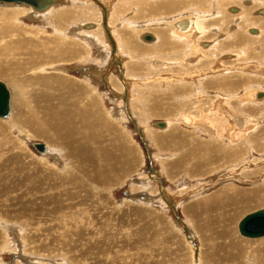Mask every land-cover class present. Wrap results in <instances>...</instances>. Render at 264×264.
Returning a JSON list of instances; mask_svg holds the SVG:
<instances>
[{
  "label": "rangeland",
  "instance_id": "374dc122",
  "mask_svg": "<svg viewBox=\"0 0 264 264\" xmlns=\"http://www.w3.org/2000/svg\"><path fill=\"white\" fill-rule=\"evenodd\" d=\"M112 1L121 66L91 0L0 2V264H198L196 246L199 264H259L246 242L264 236L237 224L264 209V100L242 99L264 90V0ZM183 17L204 19L198 36L175 30Z\"/></svg>",
  "mask_w": 264,
  "mask_h": 264
},
{
  "label": "bare ground",
  "instance_id": "6f19581e",
  "mask_svg": "<svg viewBox=\"0 0 264 264\" xmlns=\"http://www.w3.org/2000/svg\"><path fill=\"white\" fill-rule=\"evenodd\" d=\"M38 2H40L41 3V7H35V6H33V5H31V4H29V3H25V2H19V1H16V2H2V1H0L1 3H22V4H26V5H29L32 9H34V10H36V11H41V10H44V9H46L48 6H49V4L50 3H53L54 2V0H51V2L49 3V4H44V2H43V0H37ZM56 1V0H55ZM93 3H95L99 8H100V10H101V12H100V23H99V25H100V27H102V30L100 31L101 33H102V35L104 34L105 35V37L108 39V41H109V43H110V55H111V57H116L117 56V58H119L118 57V55H116L115 53H116V50H117V42H116V40H115V37H114V35H113V30L111 31V29L112 28H110L111 26H109V24H110V17L112 16V12H111V10H112V4H113V1L112 0H91ZM172 5V4H171ZM30 7H28L27 6V8H30ZM232 9H234V8H232ZM231 9V10H232ZM99 11V10H98ZM251 13V12H250ZM259 13L261 14V13H264V10L263 9H260V11H259ZM62 15H64V14H62ZM66 15H68L67 13H66ZM66 17V16H65ZM179 19H177L176 21H174L173 22V25H174V28H175V30L177 31V32H180V33H184V32H187L186 33V35H193V36H191L192 38H194L195 36H198V33L200 34V32H198V31H200V30H202L204 27H205V25H204V23H203V25H201V22L204 20V19H202V20H199V17H196L195 19H190V18H186V17H183L182 19L180 18V20L178 21ZM93 23V22H92ZM93 25V24H92ZM98 25V26H99ZM82 26V25H81ZM94 26V25H93ZM96 26H97V24H96ZM140 26V25H139ZM214 30V29H213ZM257 30V29H256ZM103 31V32H102ZM216 31V30H215ZM217 32V31H216ZM257 32V31H256ZM255 32V33H256ZM259 32V31H258ZM145 33L146 32H141V34H140V38H141V35H145ZM174 33H176V32H174ZM250 33H253L252 31H251V29H250ZM254 33V34H255ZM143 35V36H144ZM116 36V35H115ZM143 36H142V39L143 40H145L144 38H143ZM151 37H152V39L150 40V41H156L157 40V37L155 36H152V35H150ZM243 37V36H242ZM161 38V39H160ZM159 39H160V42H156V44L157 45H155L156 47L157 46H159V45H162L163 43H165V41H163V37H160ZM178 38H181V37H178ZM190 38V37H189ZM196 39V38H195ZM239 39V38H238ZM106 41V40H105ZM145 41H148V40H145ZM178 43V42H177ZM144 44H148V43H144ZM226 44V43H225ZM181 45V44H180ZM203 45H205V46H207L206 44H203ZM109 46V45H108ZM194 48V47H193ZM197 48V47H196ZM195 49V48H194ZM246 49V48H245ZM147 50H151L150 48L149 49H147ZM152 51V50H151ZM217 52V51H216ZM124 54V53H123ZM125 55V54H124ZM194 57V56H193ZM191 58V59H189V61L190 62H194V58ZM121 58V57H120ZM119 58V60H118V65L119 66H121L122 65V63H121V59ZM125 58V57H124ZM123 59V58H122ZM196 62V61H195ZM152 63L154 64V66H158L159 65V67H160V65H163V66H169V64H170V61H166V60H162V61H159V60H155L154 61V59L152 60ZM178 70V69H177ZM197 70V69H196ZM185 73V72H184ZM183 73V74H184ZM189 75V74H188ZM195 76H197L196 78H195ZM200 72H198V73H193V74H191V76L189 77V78H195L194 79V82L196 81L197 82V79H199L200 78ZM169 78V77H168ZM167 77H161L160 79H162V80H170V79H168ZM183 78V77H182ZM119 79H120V81H121V84L123 85V88H124V92H125V98H123L125 101L124 102H126V104H127V99H128V97H130V95H129V88L127 87V85L124 83V81H123V79H122V77L120 76L119 77ZM153 79V78H152ZM174 80H176V79H174ZM190 80V79H189ZM209 80V79H208ZM195 82V83H196ZM237 82H239V81H237ZM3 83V82H2ZM5 84V83H4ZM164 84V83H163ZM213 84V83H212ZM204 85V84H203ZM207 85H209V83H207ZM217 85V84H216ZM227 85L228 86H230V87H233L234 86V83L233 82H231V81H228V83H227ZM6 86V85H5ZM194 87H196V85L194 84L193 85ZM206 86V85H205ZM243 86V85H242ZM206 87H208V86H206ZM236 87V86H235ZM189 88H191V87H189ZM197 88V87H196ZM6 89L8 90V92H9V89L7 88V86H6ZM198 89V88H197ZM192 90L193 91V94L194 93H197L198 92V90ZM216 89V88H215ZM236 89V88H235ZM182 90V89H181ZM184 90V89H183ZM188 90V89H187ZM231 91V89H228V91ZM232 90H234V89H232ZM261 91V92H260ZM180 92V91H179ZM240 92V91H239ZM123 93V92H122ZM186 92L184 91V92H182L181 94L180 93H178V94H180V95H183V96H185L186 94H185ZM199 94V93H198ZM168 96V95H167ZM208 97V101H211L212 103H213V105H214V107L216 108V107H218L219 106V109L218 110H220L221 112H222V110H223V112L222 113H225L229 118H230V120H231V125L233 126V127H235V128H242L243 126H245V117L244 116H242V115H240V114H238V113H235V112H233V111H231V110H224L223 108L224 107H222L221 106V104H220V99H219V97H217V96H213V95H208L207 96ZM189 98V97H188ZM9 99H10V93H9ZM183 99V98H182ZM242 99H249V100H251V101H262V100H264V90H260V89H251L250 91H248L246 94H244V96H243V98ZM190 100H191V98H190ZM240 100V99H239ZM248 100V101H249ZM194 103H195V101H194ZM224 104H225V102H223ZM196 104V103H195ZM203 104V103H202ZM217 105V106H216ZM126 107H127V105H125ZM182 106V105H181ZM9 107V106H8ZM211 107V106H210ZM10 108V107H9ZM9 108H8V113H7V115L6 116H0V118H6L8 115H9ZM174 108H176V107H174ZM226 108V107H225ZM229 108V107H228ZM186 109V108H185ZM192 110H193V108H192ZM199 110V109H198ZM196 111V110H195ZM199 112V111H198ZM217 112V111H216ZM220 112V113H221ZM126 113H127V111H126ZM210 113V112H209ZM256 114V113H255ZM194 115V114H193ZM190 116L189 115V113H186V112H183V115H180L179 116V118H178V121H180L181 120V122H183V124H185V125H197V123H195L194 122V118L196 117V116ZM219 115V114H218ZM223 115L221 114L220 115V119H221V117H222ZM212 117H213V115H212ZM211 117V118H212ZM216 117V116H215ZM217 118H219V117H217ZM216 118V119H217ZM198 118H196V120H197ZM219 119V120H220ZM228 119V118H227ZM248 119V118H247ZM256 119V118H255ZM219 120L217 121V122H219ZM222 120V119H221ZM224 120V119H223ZM254 121V120H253ZM211 122V121H210ZM262 122H264V120L263 119H261V123ZM154 123V126H155V122H153ZM219 123H221V122H219ZM224 123V122H223ZM228 123V122H227ZM248 123V122H247ZM152 124V123H151ZM189 125V126H190ZM200 125L202 126V131L203 132H207L208 134H212L213 135V130L210 128V127H208V125L206 126V125H204V124H201L200 123ZM248 125H250V124H248ZM157 126H160V127H164L165 126V124H164V122L163 123H158L157 124ZM199 127V126H198ZM228 127V126H227ZM247 127V126H246ZM136 128H137V126H136ZM193 128H195V127H193ZM247 129V128H246ZM253 129V128H252ZM226 129L224 128V127H221L220 128V132L221 131H225ZM237 130V129H236ZM242 130H243V128H242ZM241 130V131H242ZM137 131H138V133L140 134V135H142V133H143V130L141 131V129L138 127L137 128ZM239 131H240V129H239ZM217 132V131H216ZM227 133V132H226ZM237 133H238V130H237ZM211 135V136H212ZM216 136H218V134H216ZM221 136V135H220ZM229 136V135H228ZM158 137V136H157ZM227 137V136H226ZM157 140V139H156ZM37 144H43V143H33V146H35L36 147V145ZM43 146H44V149L43 150H37V151H39V152H41L42 154H44V151L46 150V147H45V145L43 144ZM34 147V148H35ZM37 149V148H36ZM48 151V150H47ZM54 156V155H53ZM56 158V157H55ZM153 171V168H152V170H151V172ZM150 173V172H149ZM24 178V177H23ZM26 178V177H25ZM25 181H26V179H25ZM257 198H259V197H257ZM264 200V199H263ZM262 203V200H261V202H258L257 203V205H262L261 204ZM173 209L175 208V207H173V206H171ZM175 210V209H174ZM254 212V211H253ZM181 222V221H180ZM181 224L184 226V223L183 222H181ZM186 230H187V235H188V239H189V241H192V238H191V235H190V233H189V231H188V229L186 228V227H184ZM237 230H238V224H237ZM238 233H239V231H238ZM240 234V233H239ZM241 235V234H240ZM241 236H243V235H241ZM219 237V236H218ZM243 237H246V238H259V237H247V236H243ZM261 237H263V236H261ZM223 239V238H222ZM230 239V238H229ZM230 241V240H229ZM226 242V241H225ZM193 243V242H192ZM228 243V242H227ZM247 244H251V247H252V249H251V247H250V251H248L249 252V254L248 255H251V256H254V258H255V263H256V260L257 259H259L260 260V263L259 264H264V245L262 246V247H260L259 248V246H257V245H260V244H262V243H264V238H262V239H260V240H255V241H250V240H248L247 242H246ZM229 244H231V243H229ZM218 246V245H217ZM237 248H238V246L237 245H235ZM258 247V248H255V247ZM194 247H195V245H194ZM231 247V246H230ZM218 248V247H217ZM195 249L196 250H194V251H196V254H198L197 255V257L195 258L196 260H197V263L199 264V253L201 252L200 251V249H199V247L198 246H196L195 247ZM212 251H214L213 249H212ZM243 252V251H242ZM217 253V252H216ZM223 253H225V252H223ZM231 253H233V252H231ZM251 253V254H250ZM227 254V253H226ZM241 254V253H240ZM237 257V256H236ZM201 258V257H200ZM252 258V257H251ZM229 259V258H228ZM227 259V260H228ZM236 259H238V258H236ZM253 259V258H252ZM232 260V259H231ZM249 260H251L250 258H249ZM219 261V260H218ZM254 261V260H253ZM238 262H239V260H238ZM201 263H202V261H201ZM223 264V263H222Z\"/></svg>",
  "mask_w": 264,
  "mask_h": 264
},
{
  "label": "water",
  "instance_id": "95a60500",
  "mask_svg": "<svg viewBox=\"0 0 264 264\" xmlns=\"http://www.w3.org/2000/svg\"><path fill=\"white\" fill-rule=\"evenodd\" d=\"M2 2H25L35 7H41V3L37 0H0ZM145 40L150 41L152 37L145 34ZM9 106V92L4 83L0 81V116H6ZM36 148L43 150L42 144H37ZM238 231L241 235L247 237L264 236V209H257L254 212L245 214L238 222Z\"/></svg>",
  "mask_w": 264,
  "mask_h": 264
},
{
  "label": "crops",
  "instance_id": "0c3cea01",
  "mask_svg": "<svg viewBox=\"0 0 264 264\" xmlns=\"http://www.w3.org/2000/svg\"><path fill=\"white\" fill-rule=\"evenodd\" d=\"M244 41V40H243ZM211 43V42H210ZM210 45H212V43L211 44H209L207 47H210ZM242 45H247V47H249L248 45H250V44H248V43H243ZM224 46V45H223ZM249 48H247V51H251L252 49H249ZM226 56V55H225ZM254 61V60H253ZM247 62H248V60L246 61V63L244 64V65H241L240 67L243 69V68H245V70L244 71H247V69H248V67L250 66L249 65V63L247 64ZM255 65V66H254ZM252 67L253 68H255L256 69V71H258V70H260L262 67H263V64H259L258 63V60L257 59H255V63H253L252 64ZM210 68V67H209ZM252 68V69H253ZM200 70V69H199ZM186 73V72H185ZM191 74H193V73H191ZM210 74H208V76H209ZM168 79H171L170 77L168 78ZM239 85V84H238ZM238 85H236V86H238ZM182 89V90H181ZM180 90H178L177 91V93H182V92H184L185 90H183V88H181ZM180 91V92H179ZM179 94V95H180ZM156 137V136H155ZM157 138V137H156ZM167 139V138H166ZM156 140V139H155ZM160 140V139H159Z\"/></svg>",
  "mask_w": 264,
  "mask_h": 264
}]
</instances>
